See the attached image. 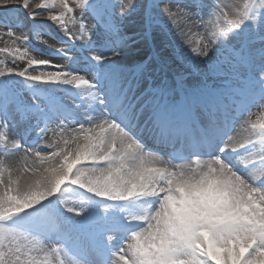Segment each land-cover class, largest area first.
Returning <instances> with one entry per match:
<instances>
[{
    "label": "snow or ice",
    "instance_id": "1",
    "mask_svg": "<svg viewBox=\"0 0 264 264\" xmlns=\"http://www.w3.org/2000/svg\"><path fill=\"white\" fill-rule=\"evenodd\" d=\"M112 4L115 13L111 7H99L96 0H58L55 11L49 0L35 4L0 0V8L18 5L29 20L50 21L69 41L82 42L92 61L83 71L69 69L67 63L74 56L65 51L66 45L54 48L67 57L64 63L37 58L30 54V34L40 43L47 45V41L19 21L13 25L11 19L0 18V38L7 36L13 45L0 48V53L7 54L0 59V78L19 77L29 87L74 86L81 96L79 104L73 103L83 105L82 111L88 112L94 104L104 108L103 116L86 115L77 123L72 117L45 114L35 97V107L27 105L6 83L0 84V264H264V124L260 125L259 143L251 137L234 139L226 132L218 150L202 153L200 144L209 129L221 120L226 128L233 127L240 111L229 121L206 95L187 93L179 108L162 107L175 86L185 83L184 74L177 73L172 88L145 85L155 60L151 53L130 69L117 65L113 58L128 49L130 39L119 20L136 9L137 0H112ZM154 7H159L188 49L185 62L194 66L196 60L214 52L211 71L230 70L243 79L252 74L253 80L264 85V0L232 4L188 0L187 5L154 0ZM69 23L78 25L77 32L68 28ZM154 23L158 20L147 14L141 39L150 40ZM246 24L251 26L247 33L242 31ZM185 29L202 30L194 47ZM17 59L26 61V66L17 67ZM41 67L51 70L36 74ZM257 106H264V95ZM33 121L41 141L49 133L53 139L26 147L14 129ZM145 131L154 150H148L140 138ZM179 146L188 155L176 162ZM169 148L172 151H166ZM245 148L251 151L235 160L228 158L229 153ZM11 156L17 157L14 165L7 163ZM70 186L111 202L155 198L157 207L149 205L121 224L107 215L112 205L90 213L83 204L69 205L62 198L63 210L55 206L42 210L39 223L23 228L8 224L46 200L62 197ZM117 233H122L121 243L113 247ZM101 234L108 256L98 262L67 252V242L88 247Z\"/></svg>",
    "mask_w": 264,
    "mask_h": 264
},
{
    "label": "rangeland",
    "instance_id": "2",
    "mask_svg": "<svg viewBox=\"0 0 264 264\" xmlns=\"http://www.w3.org/2000/svg\"><path fill=\"white\" fill-rule=\"evenodd\" d=\"M30 2L35 4V3L40 2V0H30ZM49 2L53 3V8L55 11L56 8L58 7V0H49ZM178 2L183 5H187L188 0H178ZM225 2L230 3V4L241 3L242 0H225ZM100 7L103 8L104 10H108L111 7V11L113 13L116 12V8L112 4V0L103 1ZM147 14L149 13L146 10L145 1L137 0L136 9L132 11L128 16L124 17L122 20H119V23L121 24L122 32L124 35L129 37L130 34L133 33L132 39H129L128 41V45H129L128 48H131L130 53L126 52L128 57H132L133 55H136V54H141L142 57L139 60L137 59V61L135 62V64H138L139 62H141V60L143 61L147 60L149 53L155 56L154 62L148 68L144 83H148V82L158 83L161 81V78L165 76L164 73L159 72L158 66L160 65V63H165L167 64V66L172 65V63H169V62L167 63L163 60L164 53L165 54L169 52L170 54L172 53L170 46L174 48L176 51H178V53L176 54L172 53L175 59L174 63L176 65L179 64L181 67H183V71L186 74L188 75L191 74L193 78L195 79L197 78V80H199V83H196L195 85H198V87L200 86L203 87L205 85H209L210 87L211 85H215L216 83L223 82V80L228 78L227 75L229 76L235 75L230 70L223 71V72H216V71L210 70V65L212 61L215 59V55H216L214 52L210 53L208 58L196 60L194 62V66L185 62L183 57L190 56L188 49L181 44L179 37L175 33V29L172 27L167 17L163 16V14L160 12L159 7H154V5L152 8V12H150V14L152 15L154 20H158V23L153 24L152 36L149 41H145L141 39V36L143 35V30H144V21H145V17ZM0 18L11 19L13 21V25L15 24L16 21H19L21 22L22 26L26 30L30 28L32 32H38L41 35L39 39L42 41H47V45L40 43L33 35L30 34V38L27 41V43H28V46L33 50L30 53L31 55H34V56L36 55L40 57L41 59L50 57L53 60V63H56V62L64 63L67 60V57L58 53L54 48L64 47L66 45L65 51L70 54H73L74 56V59L67 63V67L69 69L83 71L84 69L80 68L79 65H82L83 67L86 68V66L92 62L90 58L83 59V57L77 53L78 51H76V48L75 47L73 48L72 46H70L71 41H69L67 37L64 36V34L60 31L59 28L56 27V25L46 20H42V21L29 20L27 17V13L23 9H21L19 6L8 7L7 9L0 8ZM178 23L182 27V23L179 21ZM248 25L250 26V24H246L244 28L242 29V31L245 32L246 30L247 32H249L250 29ZM68 28L71 29L72 32H77L78 25L74 27L71 23H69ZM192 30L190 32L187 30L186 38L192 42V46L194 47L196 43L200 40V36L198 33L201 32L202 30L200 29H194L193 31ZM6 44L9 45L10 47L13 46L12 41L7 36L0 38V48L5 47ZM76 44L81 47V50L82 49L85 50V46L82 44V42L77 41ZM48 46H50L51 48ZM159 49H163L164 52L161 54L160 51H158ZM100 50L104 52V54H107L106 50L104 49H100ZM5 55L7 54L0 53V59H4ZM77 56L80 57V59L76 58ZM119 58L121 57L119 56V57L113 58L117 65L121 64L120 66L124 68H128V69L132 65H134L130 63L122 64L120 63ZM11 61H12V57L9 55L7 63L10 64ZM16 66L23 68L26 66V61H20L17 59ZM199 66H203L206 71L204 73H201V70L199 71L200 69ZM47 70H51V69L41 68V69H38L36 74H39V71H47ZM169 71H171L170 68H169ZM195 71H199V74ZM170 77L172 78L169 81V85H173L172 79L175 78L176 76L172 71H171ZM14 78H19V77H15V76L7 77V79L10 81V84L14 88L15 92L21 97L23 102L29 106L35 107V105H33V100H32V97H35L36 101L39 103V106L45 109V114H50L51 108L49 109L48 108L49 106H47V104L48 105L52 104L54 86L49 83L48 84H37L31 87L30 88L31 90H25L24 84L18 85L13 82L15 80ZM251 79H252V82H251L252 89L249 93L253 98H256L258 101L261 98V96L264 95V85H261L258 80H253V77H251ZM160 83L163 84L165 82L163 80ZM65 91H68V90L65 89ZM257 101L255 102L257 103ZM254 107L256 108V110H254V113H252L253 116L246 115V117H251V119H246L245 117H243V122L237 126V129L240 126L243 127V123H244L245 129L248 132L251 130L250 128H253V125L255 124L258 126V128H256L257 131L255 134L259 136L260 125L264 124V106H257L255 104L253 108ZM53 111L57 112L56 108H54ZM14 131L24 132L22 137H18V138L25 142L26 147H34L36 145V142H37V145L38 144L40 145V144L47 143L49 142V140L53 139L52 134L49 133L48 136H46L45 139L41 141L40 136L38 135V127L35 121L31 122L29 125H25L23 128L14 129ZM235 131H237L236 128L234 129L233 134L235 133ZM233 134L231 133L232 136ZM35 136H37L38 139H35ZM246 138L247 137H245V139ZM252 138H256V137L254 136V137H251V139ZM32 142H33V145H32ZM0 158H2V154H0ZM235 159L236 157H234L233 159L230 158V160H235ZM243 171L247 172L248 170L242 169V172ZM89 196L90 194H87L85 190L80 189L77 186H70L66 188L62 197L58 195L56 197H53L50 200L52 201V203L49 209L52 208L53 206H55L56 208H58L59 206L62 207L59 201L60 199L64 198L66 199V202H70L71 204L72 202H77L78 204H80V206L83 204L84 206L87 207V210L90 213H99L104 210V206L112 205V207L107 208V215L109 217H113L114 213L116 212L114 206L117 204L125 203V202H111V201H107L102 198H98L96 196L94 198H90ZM144 203L143 204L141 203V205H144ZM43 205L44 203L37 206L34 209L28 210L26 213L21 214L17 221L18 224L13 225V226L23 228L25 225L35 222L37 218L36 213H35L36 209L42 206V210H44ZM143 208L144 207L142 206L141 210ZM42 218L43 217H41V219ZM118 221H120L121 224H123L122 219H119ZM39 234L42 235L43 233H39ZM95 238H94L93 244L91 245L92 247L96 246ZM118 240H120L119 234H117V238L113 244V247L117 245ZM62 242L64 243V241ZM77 247L81 250L80 252L83 251L91 256H94V257L96 256V255H93L92 252L88 251L86 249L87 247L85 246L77 244ZM66 248H67V252L71 256H74L77 259L83 260L84 253H80L79 251H77L76 246L73 245L72 242H67ZM39 255L41 256V258H43L44 256L43 252L39 253Z\"/></svg>",
    "mask_w": 264,
    "mask_h": 264
},
{
    "label": "bare ground",
    "instance_id": "3",
    "mask_svg": "<svg viewBox=\"0 0 264 264\" xmlns=\"http://www.w3.org/2000/svg\"><path fill=\"white\" fill-rule=\"evenodd\" d=\"M14 6H18V5H11V6H9V7H14ZM28 21V20H27ZM38 21H42V20H38ZM182 23V22H181ZM182 27H183V24H182ZM194 30V29H193ZM192 30V31H193ZM185 32H187V29H185ZM130 51H131V48H128L127 50H125L121 55H120V57L121 58H119V61H120V63H122V64H125V63H130V64H135V62L137 61V59L139 60L142 56H141V54H136V55H133L132 57H128V55H127V53H130ZM158 51H160V53L162 54L164 51H163V49H159ZM127 52V53H126ZM164 55V58H163V60L165 61V62H169V63H172V65L173 66H175V61H174V55L171 53L170 54V52L169 53H167V54H163ZM166 55V56H165ZM36 56V55H35ZM37 58H40V57H38V56H36ZM132 62V63H131ZM174 63V64H173ZM200 67V69L199 70H201V73H204L206 70H205V68L203 67V66H199ZM183 70V68L178 64V65H176L175 67H173V71H175V72H177V73H183L184 74V80H185V83H183V84H185V85H189V84H192V85H194V84H196V83H199V80H197V79H195V78H193V76H187L186 75V73L184 72V71H182ZM73 90H75V89H73ZM80 94V93H79ZM60 100H61V102L64 104V106L65 107H69V108H71V109H73L75 112H77V111H80V110H78V108L79 107H77L76 106V104H78L74 99H72L71 97H68V96H63L62 95V93H60L58 96H57ZM57 99V98H56ZM58 100V99H57ZM73 101H75L76 102V104H74L73 103ZM84 115L86 116V115H91V113H90V111H88V112H85L84 113ZM246 119H251V117H246ZM243 122V121H242ZM251 125V124H250ZM256 128H258V126L257 125H255V127H253V128H250L251 130L250 131H248L247 132V130L245 129V125H244V123H243V127L242 126H240L238 129L236 128V130L237 131H235V133L233 134V138L234 139H238V140H242V139H245V137H254V136H257L255 133H256V131H257V129ZM49 141H51V140H49ZM259 141V140H258ZM257 141V142H258ZM213 142V141H212ZM39 145V144H38ZM203 145H205V147L207 148V149H211V148H213V147H211L212 146V143L210 142H206L205 144H203ZM250 151H251V149H250ZM7 163L8 164H16L17 163V157L16 156H11V157H8L7 158ZM245 174H247V173H245ZM147 199H153V198H147ZM141 200H144V199H141ZM51 203H52V201H50V200H46L45 202H44V209H49V207H50V205H51ZM67 204H69V205H74V206H77V205H75V204H70V203H68V202H66ZM137 203H139V202H137ZM60 207V206H59ZM58 207V208H59ZM155 208V207H154ZM60 209L61 210H63V208L62 207H60ZM135 213H139L136 209H132V210H130L128 213H127V215H126V217L127 216H129V215H131V214H135ZM71 215V214H70ZM43 220V218L41 219H39L38 220V222L37 223H39V222H41ZM44 254V253H43Z\"/></svg>",
    "mask_w": 264,
    "mask_h": 264
}]
</instances>
